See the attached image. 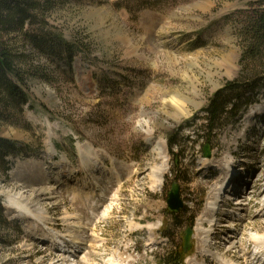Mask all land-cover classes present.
<instances>
[{
  "label": "rangeland",
  "instance_id": "obj_1",
  "mask_svg": "<svg viewBox=\"0 0 264 264\" xmlns=\"http://www.w3.org/2000/svg\"><path fill=\"white\" fill-rule=\"evenodd\" d=\"M254 1L55 0L47 21L73 45L71 67L23 46L34 54L22 75L30 100L19 110L0 102V142L14 145L0 148V264H159L171 249L182 251V264L210 263L201 257L198 234L210 227L201 223L215 189L238 192L247 174L249 182L259 181L245 189L264 190V74L257 61L240 62L241 21ZM259 73L260 87L245 95L247 107L216 132L203 133V109L213 93ZM173 91L190 98L191 112L180 121L165 112L164 98ZM141 121L153 127L151 134ZM203 161L209 164L200 170ZM162 166L155 187L154 171ZM98 180V195L85 210L84 197ZM175 182L183 207L174 219L166 199ZM72 190L81 193L76 200ZM248 199L235 213L222 209L236 217L219 233L225 246L238 233L242 247L226 254L235 264L260 261L246 234L264 235V221L253 216L258 200ZM51 234L95 240L92 248L77 249L59 241L64 248L56 249Z\"/></svg>",
  "mask_w": 264,
  "mask_h": 264
},
{
  "label": "trees",
  "instance_id": "obj_2",
  "mask_svg": "<svg viewBox=\"0 0 264 264\" xmlns=\"http://www.w3.org/2000/svg\"><path fill=\"white\" fill-rule=\"evenodd\" d=\"M55 0H0V102L13 108L29 102L28 93L22 88V75L31 68L33 52H24L23 46L39 50L44 55L63 59L71 67L74 47L59 34L52 31L47 15L54 8ZM244 43L240 62L257 61L264 74V0H255L250 12L241 21ZM13 40V41H12ZM17 43L19 51L13 47ZM17 46V47H18ZM22 48V49H21ZM256 74L252 79L227 81L210 97L205 112L203 133L211 134L220 129L228 120H233L249 102L248 93L256 92L261 80ZM249 86V87H248ZM244 100V101H243ZM174 137V138H173ZM169 141L170 148L176 142V134ZM13 144L0 142V148L10 149ZM3 150V149H2ZM173 154V153H172ZM176 212L168 211L174 219ZM175 222V221H174ZM184 254L171 249L159 257V264H182Z\"/></svg>",
  "mask_w": 264,
  "mask_h": 264
},
{
  "label": "bare ground",
  "instance_id": "obj_3",
  "mask_svg": "<svg viewBox=\"0 0 264 264\" xmlns=\"http://www.w3.org/2000/svg\"><path fill=\"white\" fill-rule=\"evenodd\" d=\"M48 94L51 95L52 93L48 92ZM167 95L168 96H166L164 98V102H163L164 103V107L166 109L165 112L167 114H169L170 116H172V118L174 120L180 121V120H182L183 118L187 117L190 114L191 110H190V108L188 106V102L190 101V98L188 96L180 94L177 91H173L171 93H168ZM263 118H264V115H263ZM263 122H264V119H263ZM263 126H264V123H263L262 127ZM139 127L147 135L151 134L152 128H153V127L152 128L150 127V124L148 123V121H141L139 123ZM263 136H264V132L262 133V137ZM162 154L163 153L159 151L157 153V155H158L157 157L158 158H163ZM208 164H209V162L203 161L202 163L199 164V166H200L199 169L203 170ZM227 166H230V165L229 164L226 165V167L223 170L224 173H222L223 175H225V173H227V170H226ZM164 169L165 168L162 166L161 169L159 168L158 170L154 171V175L153 176H154L155 187L156 186L159 187V185L162 183L161 176H162V174L164 172ZM212 174L216 175L215 172H212ZM226 176H227V174H226ZM224 179L225 178H221V179L218 180V182H221V181L223 182ZM257 180L255 179L254 181L253 180L250 181V184L254 185V182L257 181ZM238 181H240L239 177L238 176H234L233 179L229 180V183L232 184L233 186H235ZM244 182H245V180H244ZM229 183H228V185L230 186ZM99 184H100V181L98 180L95 183V187L92 188L93 191H90V192H88L85 195V197H84L85 202L83 203L84 204L83 207H84L85 210H89V206L88 205H90L91 202H93L94 198L98 195V194L94 193V189H96V188L98 189L99 188ZM220 189H221V187H217L215 189L213 200H211L208 203L207 207H206V212H205V215H204L206 217V219L201 224L203 226H206V223L208 222V223H210V227L204 229V231L201 234H198V245H199V250L200 251H202V250L205 251V254L203 256L201 255V257H205L206 260H208V262H210L212 264H235V261H233L231 258L230 259L227 258L226 254H228L232 249H240L242 247V243H241V241H240V239L238 237V233L234 232L233 234H229L230 239L227 240V244H228L227 246H225L226 244L219 243V238H220L219 233H220V231L222 230V228L229 227V225H225L227 220L230 219V220H232L234 222L236 220V217L232 218L230 216V214L227 213V212L222 213V209L219 208L220 206H224V202H223L224 199H220L218 197V196H220V195H218V193L220 192ZM225 189H226V186L225 187L223 186L222 190L225 191ZM42 191H43L42 194H44V195L48 194V193L50 194V191L47 188H44ZM231 191L236 192V188L232 187ZM246 191H247L246 195L243 194L242 198L238 200V202H240L239 206L242 207L243 206V204H242L243 199L249 200L248 196H250L252 194L258 200L256 202V205L258 204L257 205L258 206V212L255 213L253 216L254 217H260V218H262V221H264V219H263L264 218V211H263V209H264V192L263 191L264 190L258 191V192L254 193V194H253V192L250 189H246ZM80 194L81 193H79V191L75 193L74 190H72L70 192V195L72 197H74V196L79 197ZM90 197H91V200H92L91 202L89 200ZM97 201H99V200H97ZM96 206H97V202H96L94 208ZM27 212H30V211L27 210ZM105 212L107 213V211H105ZM105 212L103 213V215H105ZM67 216H66V218H67ZM219 216H221V218H218ZM244 216L246 218V214ZM244 216H240V217H244ZM20 220L22 222H26V220L24 219L23 216L20 217ZM198 230H200V229H198ZM30 233H33V232L31 231ZM196 234H197V232H196ZM92 236L93 235H91V237ZM201 236H203V237H201ZM55 237L58 238V242L56 241V249H58L59 241L66 243V245H64V247H67L68 245H70L71 248L74 247V248L77 249V248L81 247V245H85L84 246L85 248H92L93 247L92 246L93 242L95 240V238H91V237H88V236H87L86 239H82L81 241H78V240H75V239L63 240L61 238V235H59V236H57V234L56 235L55 234H51L50 235V239H55ZM196 237H197V235H196ZM199 237H200V239H199ZM246 238H247L246 241H250V242L254 243V247H258V248L263 247L264 248V235H262L258 230L251 229V232L246 234ZM94 245H95V243H94ZM213 245H214V247H213ZM64 247H62L61 249H63ZM223 247H226V248L228 247L225 250V254L220 252L221 248H223ZM72 249L64 250V252H68L70 254L73 251ZM213 250H215V251H213ZM262 252L264 253V251H262ZM244 256H245V254H244ZM198 258H200V256H198ZM254 259L255 258L249 259L248 264H257V262L254 261ZM210 263H208V264H210ZM187 264H194V263L191 262V261H188ZM199 264H205V263L199 262ZM258 264H264V263H261L259 261Z\"/></svg>",
  "mask_w": 264,
  "mask_h": 264
},
{
  "label": "water",
  "instance_id": "obj_4",
  "mask_svg": "<svg viewBox=\"0 0 264 264\" xmlns=\"http://www.w3.org/2000/svg\"><path fill=\"white\" fill-rule=\"evenodd\" d=\"M205 149V154L208 155L207 147ZM167 208L172 211L176 212L183 207V201L180 196V189L178 183H172L170 190L167 195L166 199ZM192 229L189 227L184 232V244L183 250L187 251L191 245V238H192Z\"/></svg>",
  "mask_w": 264,
  "mask_h": 264
}]
</instances>
